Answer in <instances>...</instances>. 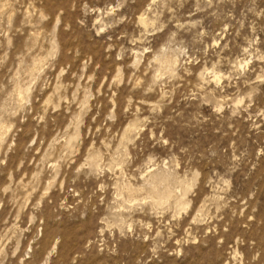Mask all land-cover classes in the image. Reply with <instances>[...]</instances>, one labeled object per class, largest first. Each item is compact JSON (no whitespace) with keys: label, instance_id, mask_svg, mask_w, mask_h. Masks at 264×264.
Wrapping results in <instances>:
<instances>
[{"label":"rangeland","instance_id":"obj_1","mask_svg":"<svg viewBox=\"0 0 264 264\" xmlns=\"http://www.w3.org/2000/svg\"><path fill=\"white\" fill-rule=\"evenodd\" d=\"M0 264H264V0H0Z\"/></svg>","mask_w":264,"mask_h":264},{"label":"bare ground","instance_id":"obj_2","mask_svg":"<svg viewBox=\"0 0 264 264\" xmlns=\"http://www.w3.org/2000/svg\"><path fill=\"white\" fill-rule=\"evenodd\" d=\"M3 7V6H2ZM167 60V59H166ZM30 66V65H29ZM74 100V99H73ZM5 134V133H4ZM71 141V140H70ZM92 156V155H91ZM96 164V163H95ZM149 178V177H148ZM156 178V177H155ZM133 189V188H132ZM156 192V191H155ZM166 192V191H164ZM164 194V193H163ZM167 194V193H166ZM162 198V197H161ZM157 199H160V198H157Z\"/></svg>","mask_w":264,"mask_h":264}]
</instances>
